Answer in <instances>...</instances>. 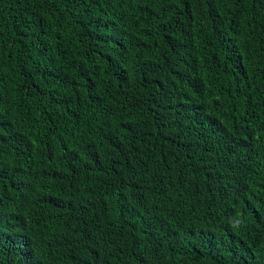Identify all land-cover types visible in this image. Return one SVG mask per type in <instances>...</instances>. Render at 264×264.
I'll return each instance as SVG.
<instances>
[{
    "label": "trees",
    "instance_id": "16d2710c",
    "mask_svg": "<svg viewBox=\"0 0 264 264\" xmlns=\"http://www.w3.org/2000/svg\"><path fill=\"white\" fill-rule=\"evenodd\" d=\"M0 264H264V0H0Z\"/></svg>",
    "mask_w": 264,
    "mask_h": 264
}]
</instances>
